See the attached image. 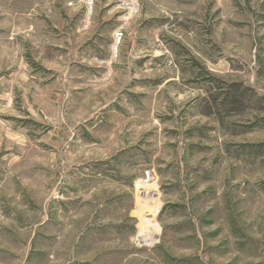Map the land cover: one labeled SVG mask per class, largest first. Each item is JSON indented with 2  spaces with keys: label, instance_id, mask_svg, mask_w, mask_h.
Here are the masks:
<instances>
[{
  "label": "rangeland",
  "instance_id": "rangeland-1",
  "mask_svg": "<svg viewBox=\"0 0 264 264\" xmlns=\"http://www.w3.org/2000/svg\"><path fill=\"white\" fill-rule=\"evenodd\" d=\"M0 264H264V0H0Z\"/></svg>",
  "mask_w": 264,
  "mask_h": 264
},
{
  "label": "bare ground",
  "instance_id": "bare-ground-1",
  "mask_svg": "<svg viewBox=\"0 0 264 264\" xmlns=\"http://www.w3.org/2000/svg\"><path fill=\"white\" fill-rule=\"evenodd\" d=\"M138 184H137V193H138V195H139V193H141V189H144V190H146V189H148V188H151L152 187V185H150V184H148L146 181H142V180H140L139 182H137ZM139 197V196H138ZM137 197V198H138ZM139 199V198H138ZM146 208H150V211L152 212V213H154V214H156V213H158L159 212V209H160V206H159V204L157 205V204H155V205H150V207H148V205L146 206ZM138 210V209H137ZM142 208L141 209H139L138 211H136V213L135 214H138V215H142Z\"/></svg>",
  "mask_w": 264,
  "mask_h": 264
}]
</instances>
